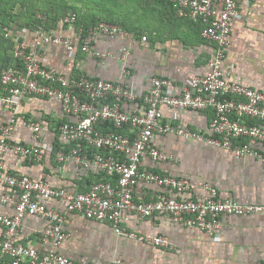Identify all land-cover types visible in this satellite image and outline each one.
Wrapping results in <instances>:
<instances>
[{
  "label": "built area",
  "instance_id": "1",
  "mask_svg": "<svg viewBox=\"0 0 264 264\" xmlns=\"http://www.w3.org/2000/svg\"><path fill=\"white\" fill-rule=\"evenodd\" d=\"M177 18L201 23L202 36L214 45L209 70L191 78L188 85L176 90L170 78L154 76L146 93L131 85L91 77L85 73L66 75L55 66L45 65L41 58L43 47L63 45L70 57L78 49L100 57L93 51L89 37L74 12L60 19L73 31L65 34L43 23L21 27L30 33L24 39L5 29L9 55L0 65V106L11 113L8 122L0 125V204L13 207V214L0 212V264H91L69 258L59 252L68 238L64 224L69 213H80L90 220L110 223L119 235L149 241L161 247H171L165 236L139 235L122 226L125 213L138 218L166 215L189 228L208 231L220 239L225 214L247 215L264 213L262 204H243L234 198H223L216 186L195 183L186 177L163 174L142 167L149 157L155 162L171 157L153 145L162 133H174L187 139L205 141L232 150L237 157L253 156L264 161L258 145L264 143V91L248 87L229 77L225 59L231 43L232 21L241 14L240 0H164ZM123 28L101 21L91 34L114 37ZM146 40L147 37L143 36ZM11 42V44H10ZM128 53L127 49H124ZM31 95L57 98L63 112L73 118L57 127L62 147L55 153L58 163L73 162L86 169L104 174L86 191H72L52 185L45 171L35 179L8 169L5 155L12 152L19 164L40 162L51 151L47 142H40L43 126L32 118L22 116L20 107ZM142 103L138 112H128L124 104ZM162 106L176 109L212 110L208 132H199L184 125L166 122ZM106 124L117 130L104 129ZM19 128L32 130L33 141L15 137ZM120 129H127L122 132ZM66 145H71L69 150ZM151 184L164 189L152 193L143 190L136 198L139 184ZM61 202L63 208L51 206ZM41 216L48 225L36 232V237L50 245L43 251L19 240L27 216ZM26 238V235L23 234ZM115 259L113 264H121ZM258 264H264V260Z\"/></svg>",
  "mask_w": 264,
  "mask_h": 264
},
{
  "label": "crops",
  "instance_id": "2",
  "mask_svg": "<svg viewBox=\"0 0 264 264\" xmlns=\"http://www.w3.org/2000/svg\"><path fill=\"white\" fill-rule=\"evenodd\" d=\"M138 1L141 4L135 11H81L70 6L59 11L62 12L58 13L59 20L42 18L47 28L72 34L75 30L62 25L60 19L74 12L83 29L87 28L92 50L106 54L100 57L78 49L70 57L63 45L46 46L41 51L43 63L57 67L66 75L85 73L95 78L125 82L141 94L149 90L150 79L154 76L170 78L176 90L180 91L194 76L206 74L214 45L202 36L204 26L177 18L164 0ZM240 6L241 14L232 21L225 65L231 79L264 91V0H240ZM96 18L109 19L120 25L123 31L114 37L91 34L90 28ZM12 31L20 38H31L30 33L21 30V26L14 27ZM143 36L147 39L144 40ZM124 49L128 50L127 54ZM7 53L3 59L8 58ZM3 62L0 60V65ZM124 107L128 112H138L142 103L129 101ZM162 110L166 122L199 132H208L213 116L212 110L169 106H162ZM19 111L22 116L43 126L40 142H47L52 149L44 153L40 162L29 161L21 165L18 157L8 152L5 155L8 169L35 179L45 171L47 180L54 186L86 191L99 176L97 171L69 161L58 163L53 156V146L60 141L58 123L73 119L64 114L60 100L31 95L24 100ZM10 116V111L0 106V125L8 122ZM15 137L33 141L32 130L27 128H19ZM153 145L166 152L171 160L155 162L145 157L142 167L186 177L195 183H210L218 188L223 198H234L243 204L264 205L262 159L237 157L230 149L174 133L158 134ZM258 148L264 152V143H260ZM145 189L152 193L164 192L156 185L141 183L135 197L140 198ZM4 191L7 188L0 186V194ZM50 205L63 208L61 202ZM0 212L13 214L14 209L0 204ZM222 221L221 237L215 239L208 231L189 228L166 215L149 218H138L130 213L123 215L121 226L125 231L167 237L171 247H161L119 235L110 223L90 220L73 212L68 214L64 224L68 238L58 250L69 258L91 264H113L115 259H120L121 264H258L264 260V213L225 214ZM47 225L48 220L41 216H27L19 240L40 251L48 249L50 245L36 237V232Z\"/></svg>",
  "mask_w": 264,
  "mask_h": 264
},
{
  "label": "rangeland",
  "instance_id": "3",
  "mask_svg": "<svg viewBox=\"0 0 264 264\" xmlns=\"http://www.w3.org/2000/svg\"><path fill=\"white\" fill-rule=\"evenodd\" d=\"M139 4L138 0H0V60L7 57L10 49L4 36L5 29L24 27L37 18L59 20L62 13L59 11L70 6L81 11H135Z\"/></svg>",
  "mask_w": 264,
  "mask_h": 264
},
{
  "label": "trees",
  "instance_id": "4",
  "mask_svg": "<svg viewBox=\"0 0 264 264\" xmlns=\"http://www.w3.org/2000/svg\"><path fill=\"white\" fill-rule=\"evenodd\" d=\"M96 22L93 24V25H95V24H97V23H99V22H101V21H107V22H111V21H109V19H100V18H96ZM43 22V19L41 18V19H38L37 18V20L36 21H34V22H32V23H30L29 25H31V24H34V23H42ZM111 23H113V22H111ZM84 35H86V36H88L87 34H88V31H86L87 30V28H85L84 27ZM4 60V62H5V60H6V58L5 59H3ZM65 121H67V119L66 120H62V121H60V123H58V125H60L61 123H64ZM103 128L104 129H109V130H117V128L114 126V125H112V124H106V125H104L103 126ZM120 131H122V132H127L128 130L127 129H120ZM58 138V137H57ZM62 147V142H55V144H54V146H53V156H55V153L60 149ZM71 148V145H66L65 146V149L66 150H69ZM55 158V157H54ZM97 175H99L97 178H96V181H100V180H103V179H105V175L104 174H101V173H99V172H97ZM95 181V182H96Z\"/></svg>",
  "mask_w": 264,
  "mask_h": 264
}]
</instances>
